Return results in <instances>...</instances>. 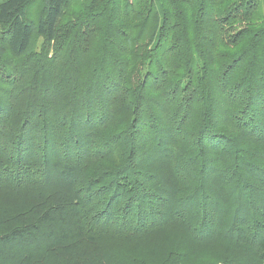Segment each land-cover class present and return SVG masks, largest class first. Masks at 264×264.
Listing matches in <instances>:
<instances>
[{"label":"trees","instance_id":"obj_1","mask_svg":"<svg viewBox=\"0 0 264 264\" xmlns=\"http://www.w3.org/2000/svg\"><path fill=\"white\" fill-rule=\"evenodd\" d=\"M0 264H264V0H0Z\"/></svg>","mask_w":264,"mask_h":264}]
</instances>
